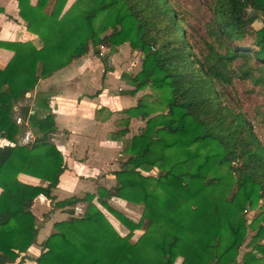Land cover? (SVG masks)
<instances>
[{"label":"trees","instance_id":"1","mask_svg":"<svg viewBox=\"0 0 264 264\" xmlns=\"http://www.w3.org/2000/svg\"><path fill=\"white\" fill-rule=\"evenodd\" d=\"M209 1L207 39L198 41L171 0H74L66 9L67 0H16L39 48L0 41L13 52L0 68V139L6 141L0 144V264L15 262L35 242L38 195L56 208L79 201L87 208L78 216L68 209L69 217L53 223L36 264H175L179 257L180 264H237L248 232L243 211L264 201V135L256 134L258 121L234 103L227 87L235 78L251 79L264 92V24L253 26L260 15L264 19V0ZM123 43L140 51L143 61L129 77L132 88L121 92L150 88L158 102L139 96L120 110L125 125L109 138L123 140L131 118L144 125L123 141L113 186L56 200L52 192L66 165L52 140L49 94L39 92L32 105L20 107L36 134L23 144L16 104L40 79L90 49L112 53ZM151 167L156 175L141 172ZM21 174L38 182L23 181ZM110 198L143 204L140 219L114 208ZM101 207L127 228L125 235ZM250 226L255 232L248 244L259 257L247 252L241 264H262L264 212ZM135 229L142 234L133 242Z\"/></svg>","mask_w":264,"mask_h":264},{"label":"crops","instance_id":"2","mask_svg":"<svg viewBox=\"0 0 264 264\" xmlns=\"http://www.w3.org/2000/svg\"><path fill=\"white\" fill-rule=\"evenodd\" d=\"M30 1L34 3L36 0ZM259 24L257 27L264 24V19ZM15 40L24 41L31 50L39 48L35 35L26 30L23 20L18 16L16 0H0V41ZM128 47V43H123L112 53L106 49V62L103 63L91 49L85 56L74 59L52 75L40 79L35 89L25 94L32 98L39 92L49 94V106L56 125L52 140L61 151L66 165L57 187L52 192L56 200L71 195L79 196L84 191L93 192L96 180L115 183L112 172L118 168L117 156H121L119 152L123 141L107 135L114 130L115 120L123 117L120 110L134 105L141 96V90L134 94L117 92V89L132 88L128 80H125L131 74L129 65L132 64L124 60ZM12 55L11 50L0 47V68L8 63ZM91 70L99 72V75L105 72L98 83L96 78L91 84L94 90H100L93 94H90L88 87V72ZM106 110L110 111L108 115L97 118L96 114L100 115ZM135 119L129 120L128 129ZM3 142L6 141L0 139V144ZM19 178L26 182H38L36 178L22 174ZM50 204L43 195L34 199L32 211L36 221L40 220L35 242L26 252L21 253L22 260L18 257L15 262L6 264H36L35 259L43 250V241L51 232L53 223L64 219L66 214V207L56 208ZM44 212L49 213L46 216ZM41 214H44L45 219L41 220Z\"/></svg>","mask_w":264,"mask_h":264},{"label":"rangeland","instance_id":"3","mask_svg":"<svg viewBox=\"0 0 264 264\" xmlns=\"http://www.w3.org/2000/svg\"><path fill=\"white\" fill-rule=\"evenodd\" d=\"M53 0H51L52 2ZM74 0H67L65 8L69 7L71 5V3ZM173 3L176 4V6H178V8L180 10L183 11L185 20H186V29L187 31H189V33L192 35L193 39H197L199 41L200 37H203L205 39H207V35L205 32V24L210 20L211 16H212V9H211V5H210V1L209 0H171ZM50 7H48L49 9ZM262 22L261 17L259 16L254 22H253V26L257 27L258 25H260L259 23ZM107 48H100V51H102V55H95L97 56V58H99V60L103 63V57L106 55V50ZM127 53L124 56V60L128 63H132L129 65V67L131 68V74L128 75L127 82L130 83V78L129 76H133L135 75L138 71H140L141 67H142V61H143V54L140 51L137 52H132L133 49L130 48V46L128 48H126ZM91 50V49H90ZM85 56V55H84ZM104 66H106V64L104 63ZM105 74V72H102L101 75H99V72H96L95 70H91V72H88V83H89V90L91 91L90 94H93L96 92V89L94 90V87L91 86V84L93 83V81L97 78L99 82V80H101L103 78V75ZM128 83V84H129ZM234 84L232 86H228V93L229 96L233 99L234 103H237L240 106V109L246 113L248 116H250L251 118L255 119L256 121H258V124H254L255 125V132L256 134H258L260 137H263L264 135V92L262 90H260L259 86L256 85L253 80L251 79H238L235 78L234 79ZM100 86V85H99ZM132 86V85H131ZM91 87V88H90ZM123 89V88H122ZM121 89V90H122ZM98 90V89H97ZM118 93L121 92V90L117 89ZM123 90H127V89H123ZM100 91V90H98ZM141 93V97L145 96L147 97L151 102L152 101H156V103L158 102L157 100H155L157 93L153 92L150 88H146L144 90L140 91ZM34 98L32 97H28L25 95V98L23 100H21L19 103L16 104L17 109H14V115L16 117V121H17V116L20 117V124H21V132L18 135V143H27L30 142L34 139V137L36 136V134L33 132V130L31 129V127L29 126L28 122L23 121L19 110L21 106L24 105H32L34 103ZM157 107H161V104H156ZM110 113V111L106 110L103 113H101L99 115L96 114L97 118H101V117H105L106 115H108ZM125 118V115L123 114V117H119L115 120V125L113 127V132L118 130V129H122L125 125L123 123ZM144 125V121L136 118L131 125H129V133L126 137L123 138L122 141H126L128 140L134 133L137 132L138 128ZM118 126H120V128H117ZM125 136V135H124ZM53 138V136H52ZM115 140H120V139H115ZM4 143V142H3ZM122 154V149L119 152ZM119 157L118 159H120L121 156H117ZM118 168H119V162H118ZM117 168V169H118ZM141 172L145 175H156L157 174V168L156 167H151V168H146V169H142ZM38 180V179H37ZM98 180H96V182L93 184L95 185V187L93 188V193H96L97 187L98 186H105L108 185L107 187L113 186V183H108V181H104L103 182H97ZM106 187V186H105ZM85 191L80 193L79 196L77 195H71V196H76L79 198L84 197L85 195ZM70 197V196H68ZM65 197V198H68ZM108 202L110 205H112L114 208L118 209L119 211H121L122 213H124L126 216H128L129 218H131L133 221H138L142 215V211H143V204H135V203H130V202H125V201H121L120 199H116V198H110L108 199ZM51 203V202H50ZM51 207H54L53 204H50ZM80 207L82 210V214H84V212L86 211L87 208V202L86 201H79L75 204V206H66V214L64 215V218L69 217L70 215L67 213L68 209H75V207ZM102 208V207H101ZM246 212L243 211L244 216L246 217V226H248V232H247V238L245 240V242L240 246L239 248V254L237 257V264H241L242 261V257L245 253L250 252L251 254H254L256 257H259V252H257V250L253 249L252 246H250L248 243L250 242L251 237L254 235L255 230L252 229V227H249V223L255 219H257L258 217L261 216V214L264 212V201L260 200L256 206L254 207H250L247 206L246 208ZM102 210L104 211L105 215L108 217L109 221L112 223V225H114V228L118 231V233H120L121 235H125L128 230L126 227H124L113 215H111L110 213H108L104 208H102ZM45 215L47 216V213L49 212H44ZM75 215V214H74ZM73 216V215H72ZM76 216V215H75ZM45 219L44 214H41V220ZM40 222V220H38V222L35 220L36 226L37 228H39L38 223ZM142 234V230L141 229H135L132 232V236H131V241H136L139 236ZM37 236V235H36ZM44 242V241H43ZM259 242L264 244V239L259 240ZM182 258H177L175 261V264H180ZM262 264H264V261L262 262Z\"/></svg>","mask_w":264,"mask_h":264},{"label":"built area","instance_id":"4","mask_svg":"<svg viewBox=\"0 0 264 264\" xmlns=\"http://www.w3.org/2000/svg\"><path fill=\"white\" fill-rule=\"evenodd\" d=\"M100 48L103 49L104 47H103V46H100ZM100 54L102 55V51L100 52ZM17 122H18V123L20 122V117H19V116H17ZM244 211L246 212V209H245ZM74 214H75L76 216L81 215V214H82V210H81V208L78 207V206L75 207V209H74Z\"/></svg>","mask_w":264,"mask_h":264},{"label":"water","instance_id":"5","mask_svg":"<svg viewBox=\"0 0 264 264\" xmlns=\"http://www.w3.org/2000/svg\"><path fill=\"white\" fill-rule=\"evenodd\" d=\"M245 13H249V16H252L253 14H258V10H247ZM262 17V15H260Z\"/></svg>","mask_w":264,"mask_h":264}]
</instances>
